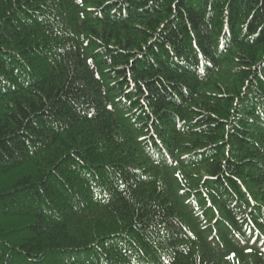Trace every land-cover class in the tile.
<instances>
[{
  "label": "trees",
  "instance_id": "16d2710c",
  "mask_svg": "<svg viewBox=\"0 0 264 264\" xmlns=\"http://www.w3.org/2000/svg\"><path fill=\"white\" fill-rule=\"evenodd\" d=\"M0 264H264V0H0Z\"/></svg>",
  "mask_w": 264,
  "mask_h": 264
}]
</instances>
